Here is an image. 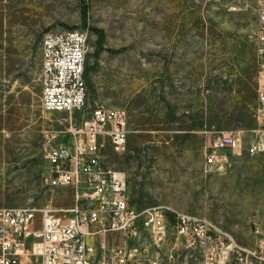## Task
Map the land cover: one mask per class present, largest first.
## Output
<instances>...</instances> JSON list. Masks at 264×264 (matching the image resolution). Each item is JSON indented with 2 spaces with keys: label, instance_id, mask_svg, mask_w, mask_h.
Returning <instances> with one entry per match:
<instances>
[{
  "label": "rangeland",
  "instance_id": "1",
  "mask_svg": "<svg viewBox=\"0 0 264 264\" xmlns=\"http://www.w3.org/2000/svg\"><path fill=\"white\" fill-rule=\"evenodd\" d=\"M85 1L84 19L81 0H0V208L72 203L70 188L42 184L45 135L67 142V117L41 110L40 42L48 31L88 30L94 70L73 119L97 106L126 111V151L106 141L101 161L125 174L130 206L204 217L254 246L252 222L264 230V153L246 151L256 126L257 0ZM228 130L245 131L240 154L222 173L205 170L204 148ZM170 255L202 264L172 228L160 256Z\"/></svg>",
  "mask_w": 264,
  "mask_h": 264
},
{
  "label": "built area",
  "instance_id": "2",
  "mask_svg": "<svg viewBox=\"0 0 264 264\" xmlns=\"http://www.w3.org/2000/svg\"><path fill=\"white\" fill-rule=\"evenodd\" d=\"M256 17V126L246 149L251 156L264 153V0H257ZM88 39V30L48 31L40 42L41 110L67 117V142H55L58 133L45 135L42 184L70 188L72 203L0 208V264H176L172 255L167 262L160 256L171 228L185 249L199 253L202 264H264V230L257 222L250 229L255 244L248 247L207 218L130 206L125 174L101 161L106 141L117 152L126 151V111L97 106L80 123L73 119L86 103ZM244 134L216 133L203 150L204 169L224 172L240 154Z\"/></svg>",
  "mask_w": 264,
  "mask_h": 264
},
{
  "label": "trees",
  "instance_id": "3",
  "mask_svg": "<svg viewBox=\"0 0 264 264\" xmlns=\"http://www.w3.org/2000/svg\"><path fill=\"white\" fill-rule=\"evenodd\" d=\"M81 1L83 3V6H84L82 14H83V18L85 19V16L87 14V7H86L87 5H86L85 0H81ZM94 32L98 35V38L100 39L101 35L99 34V32L98 31H94ZM93 70H94V68H92V67H88V66L85 67V78H86L87 82H89V77H90V74Z\"/></svg>",
  "mask_w": 264,
  "mask_h": 264
}]
</instances>
